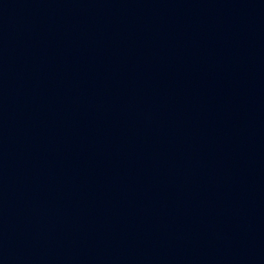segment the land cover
Returning <instances> with one entry per match:
<instances>
[{"label":"water","instance_id":"1","mask_svg":"<svg viewBox=\"0 0 264 264\" xmlns=\"http://www.w3.org/2000/svg\"><path fill=\"white\" fill-rule=\"evenodd\" d=\"M0 264H264V0H0Z\"/></svg>","mask_w":264,"mask_h":264}]
</instances>
